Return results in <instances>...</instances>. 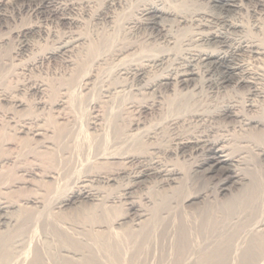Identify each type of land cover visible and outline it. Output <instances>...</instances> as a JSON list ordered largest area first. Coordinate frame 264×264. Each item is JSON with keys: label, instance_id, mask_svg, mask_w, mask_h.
Listing matches in <instances>:
<instances>
[{"label": "rangeland", "instance_id": "rangeland-1", "mask_svg": "<svg viewBox=\"0 0 264 264\" xmlns=\"http://www.w3.org/2000/svg\"><path fill=\"white\" fill-rule=\"evenodd\" d=\"M71 1L72 0H16L6 5H2V4L0 5V58H1L0 73L2 77L3 74L6 73L4 74L5 77L2 78L0 76L1 77L0 79H2L0 81H3V79L6 78V80L3 81L4 84L0 82V84L2 85L0 86L3 89L5 86L6 88L5 92H8L6 93V95L16 98H21L23 101L27 103L28 106L31 105L29 108L27 107L28 110H26L27 108L24 110H14L10 104L2 103L0 104V116H4L3 118L5 120H9V119L13 120L15 124H19V123L24 124L29 122L30 125L33 124L28 120L31 118V116H29L30 111L32 113V118L38 115L37 117L47 116L46 119H48V115H49L50 117L49 120H51L53 116L54 117H56L57 115L59 116L60 113L61 116L67 115L69 120H72L73 114L76 115V113H73L74 110L69 108V103L66 107L67 110H65V108L64 109L59 108L58 110V108L56 109L54 107H51L50 104H48L54 101V98L49 95L48 91L45 92L37 91V93H35L36 91H33L32 88L38 86L41 82H45L46 80L44 79H47L48 80L46 82L47 84L48 82L52 83V81L53 83L56 82V84H54V87L56 88V90L59 89L58 93H62L63 90L64 91L65 89L68 90L71 87L74 89L78 88L79 90L81 83L84 81V77H86L85 75L94 73L93 77L91 78L90 84L88 86L89 87L88 90L80 92L82 93L80 96L81 100H83L82 104L87 106V113H89L92 116L98 115L99 118L96 123L100 125L96 126L94 129L93 128L88 129V131L91 132L90 135L94 133L98 134L102 132L106 124L105 121H108V119L109 120L112 119V115L108 114V108L117 105L118 107L116 108L115 117L116 116L118 117L116 122L118 123V125L120 124L117 128L121 129V131L124 130L123 132L125 133H129L132 136H137L138 138L142 139V140L140 139L142 141L141 144L135 145L136 149L141 150L140 153L142 155L140 154L139 157L136 158H129V160L122 159L121 161H117L114 163L97 164L99 165L98 167L95 165V167H97V169L95 168V170L102 173L101 174L102 179L99 178V180L97 179V181L95 180V182L94 181L91 182L90 184L92 188L90 189L92 191L96 188H97L96 190H100V191L103 190L102 192L104 195H106L107 197L110 196L109 203L112 206L111 209L116 207L115 209L117 210L121 207L120 210L121 212L124 213L126 212L125 211L126 209L124 207H126V205L131 202L134 204V206L136 205L138 206L135 207L136 209L146 210V212H148V216L150 217H148L149 220L147 219L144 222L145 226L141 232L139 231L140 232L139 234L138 232L136 233L130 232L127 228L119 229L116 230V232L118 233L121 232L120 234H118L119 236L114 233L108 234V236L110 237L107 236L109 239H106L105 244H101L99 241H96L97 239L94 233L92 232L89 235H88L89 232L88 233L78 232L80 231V226L81 227H83V225L87 226V224L90 223L89 220H91L92 218H89V215L87 216V214H90L89 211L93 210V208L95 207L93 205V202L86 199H79L73 205L65 207V209L63 208L59 212L55 211L54 216L55 213L56 216L58 215L59 216L58 217L55 216V218H50L51 220L50 219L48 220V218H46L47 219L46 222H43L45 221V219L44 220L42 218L39 219L38 217L37 219L36 217L35 218L33 217V219L32 217L26 218L25 220L22 219L23 224L21 226L23 228L21 227V231H23L24 229L25 231L23 232L25 233L22 232L21 234L26 235L25 237L27 238L26 240L29 239L32 244V245L30 244L31 245L30 248L25 251L27 255V256L24 255V260L26 261V264H30V262H32V259H34L35 257L40 258L43 264H57L56 262L46 258L44 253L45 248L42 242L50 245L49 246L50 252L51 251L56 252L58 249L62 247H67L70 250H77L83 253L85 252L84 254L89 257L92 255L91 258L93 262L91 261L88 262L93 264H194L193 262L195 260H196L195 264H212V262L211 263L207 262L208 261L207 256L215 249L226 250L225 259H224L225 264H243L241 260L243 259V252L245 251L244 250L245 247L243 248V244L241 243L243 240L242 235L245 232V231L242 232L243 224L242 222H240L239 224H231L233 220L237 221V219L239 220V218H242L243 214L242 213L237 214L238 213L237 212L236 215L238 216L234 214L232 215L233 217L224 216V215L228 214L227 209L231 207L230 203L228 202L231 195L233 194L238 195L243 193V191L248 192L249 189L247 188V186H245V189L244 187L241 188L238 187L239 189L231 188L232 190V191L230 190L231 193H227L226 195L218 194L216 193L218 190L217 185L220 184L221 180H223L225 176L221 174L219 171L217 173L207 175L204 173L205 166L198 168V165L207 156L203 145V139L208 140L209 138V140H211L212 138L214 139L218 137L224 140L227 139L226 144L231 148V153H233V155L239 153V156H242L245 154L244 159L246 160L244 161L249 163L250 167L246 170L245 169L246 166L242 165L244 167L243 168L242 166L240 167V165L237 164L233 168L236 172L240 171L239 172L240 174H246V177H248L251 173H253L255 169H258L259 167L258 165L260 163L262 164V162L259 163L256 161V157L253 151H256V149L258 148H261L260 146H263L264 148V142L262 143L258 137L252 134H251L252 136L250 134L247 135L249 137L251 136L250 138L249 137L247 138L246 134H244L243 136L241 133L242 132L241 128H244L243 121L245 118L249 117L255 119V118L263 117L264 100H262V98L250 94L251 90L253 89L252 85L250 84L238 85V86L236 84L234 85L233 83L224 86L219 85L217 82L219 80L218 79L219 72H217L216 70H212L210 71V73H208L207 69H209V65L205 64L204 62H200L198 59L196 61V56L194 55V53L195 52L197 54L203 52L211 53V54L218 53L221 56L225 55L229 57V59L232 57L231 59L235 62L238 63L240 62L239 63L240 65L243 66L245 64L244 65L245 67L247 68L249 67L250 70L255 69V71H258L259 73L263 71L262 72L263 74L264 73L263 57L254 55L253 53L249 52L246 48L236 51L237 53H232L233 52L232 45L235 46V44L238 41L239 42L249 41L250 43H254L259 46L261 44L262 47H264L263 44L264 43V0H242V1L238 0V5H240V9L234 14L233 13L227 14L226 12H222L218 7H215L210 0H152L153 2L151 0H149L150 2L148 0H146L147 2L145 0L144 1L133 0L135 1V3L131 0L129 1L124 0V3H126L125 1H127L129 6L128 4H125L120 9H118L119 7L118 8L116 7L117 9L114 8L110 10L108 9V4L111 2L110 0H88L89 2H87V0H80V1L78 0L82 5H78L79 2L77 1H74L72 3ZM130 1L131 3H133L131 6H130L131 4ZM150 3H154V5H156L157 7L160 8L162 7L165 10L166 9L173 11L175 10L174 12L180 13L178 15L184 16L185 14L186 21H180L182 19L177 18L178 22L177 20L168 22V20L166 19H163V21L160 19H156V20L154 19L156 21L155 22L151 16L149 15L145 16V14L142 11L144 7L145 8L148 7ZM134 4L137 7L133 6ZM132 8L134 11L132 10ZM105 9L107 10V13ZM131 12L134 13V15ZM109 15L111 16L109 17ZM226 15H228V19L238 22L240 24V27H238V29L236 30H232L224 26L222 20H224V18L227 19ZM125 16L127 18H125ZM114 18L116 19L113 20ZM110 20L112 21L110 22ZM120 22L121 23L124 22V23L121 24ZM158 25H164V26L167 25L165 26V28L168 29L167 33L168 35L170 34L172 38L170 39V41H166V39L164 38V33L158 31L159 28L157 27ZM120 27H122L124 30L120 29ZM87 29L90 32L92 31V33H96V32L100 33L102 31H105V35L114 34L116 29L119 32L118 40L120 42L116 41L114 43L115 45H113L114 47L112 46L110 51L106 50L107 54L106 52H104V55L108 56L105 61L106 63L100 61L99 64H94L95 59L98 56L95 55L96 57L95 56L91 57L89 55L83 54V52L82 51L80 52V50L78 52L77 50L80 48L74 51L58 52L61 46H63L67 41L69 42V40L70 41L72 40L73 38L72 36H74L76 33H80V32L84 33V31ZM109 31H113V32L108 33ZM208 32L209 33L215 32L222 37H226L227 38L226 40L229 41L222 44L221 40L223 38L222 39L220 38L221 40H206V41L200 39L201 35L202 36L206 35L208 34ZM120 35L122 36L121 39H120ZM127 42H129V44H127ZM62 43L64 44L62 45ZM119 43L121 45L123 44L121 46L122 48L120 47ZM25 44L27 46L20 50V47ZM128 45L135 46V48L133 49L134 51H131L132 53L129 54V56L125 55L124 57L123 56L118 57L117 56L118 53L115 52H118L119 50L123 49L126 46L128 47ZM114 48L118 50H114ZM45 50L46 52L54 51L55 54L52 55L51 57L49 55H45L44 56L45 58L39 59L41 58V55H44V53H46ZM108 52L110 54H108ZM112 53L115 54V56ZM159 55H167V59H165V61L163 62H156L149 64V67L148 66H147L148 68L145 67V71H143L145 75L143 73H141L142 75L136 74L135 69L140 65V63L143 64V61L145 59ZM129 57L132 58L134 61L131 60ZM76 59L79 60L81 59V61L78 60L79 62L78 63ZM87 61L89 62L87 63ZM108 62L111 66H109ZM89 63H92V65L91 64L88 65ZM104 63L108 65H105ZM189 63L191 65L192 64L194 65L191 66ZM111 67L113 70L110 69ZM187 67L195 69L194 80L187 87L183 86L181 88L177 86L178 89H175V91L176 90L179 91L178 93L179 94L181 93L180 95L191 97L193 99L192 100L190 98L192 100L191 102L194 105L192 104L191 106L193 107L192 109L190 107L187 110L186 108L185 110L184 109L179 110L177 111V113L175 111L176 113L175 115L174 112H172L174 113L172 114L170 113L171 111L166 110L167 109L166 105L169 97H172V95L174 96V93L176 96L177 91L175 92L173 90L174 88L172 85L166 86L161 84L160 80L164 76H172V77L177 76L178 73H181L183 69L185 70ZM83 68H84V72H83ZM118 70H120L121 72ZM90 71L93 73H91ZM8 73L9 75H7ZM68 75L69 76L71 75L70 76L71 78ZM60 77L64 78V80L61 79ZM74 77L76 79L78 78L77 79L78 81ZM69 79L72 83L68 82ZM6 81L7 84H5ZM60 81L61 83L62 82L63 83L62 84L59 83ZM64 82L66 83L68 82L67 85L69 84V86H67L66 83ZM262 82L264 83V81ZM63 84L64 86H62ZM119 84L120 85L125 84L121 88L122 89L124 88L123 91L126 92L123 98L118 99V102L120 103L116 104V101L113 100L115 96L113 97L114 93H112V91L114 92V87H118ZM1 87H0V95L3 93ZM60 87L61 88L64 87V89L62 88L63 90H61ZM110 88H112V90H108ZM60 90L61 92H59ZM105 92L106 93L108 92L107 96H105L106 94ZM85 95H88L89 97L88 96L85 97ZM109 95H111L113 98ZM56 97H58V94ZM107 97H108L107 100L108 102L106 104L105 99H107ZM92 99H94L93 102L95 103L93 105L95 106V108H92L93 110L91 109L93 103ZM98 99H100V103L98 102L99 101ZM109 101L110 103L112 102L115 103L109 104ZM153 102L154 105L156 104L155 106H151ZM160 102H161V106L160 104L158 106L157 103ZM250 103L254 105L253 107H251L252 109L248 108L247 106ZM100 104L102 107L100 106ZM141 106H145V107L148 106L149 108L146 107L147 109L143 110ZM226 108L227 109L229 108L230 111L232 110L231 114L227 113L228 110H225ZM63 110L65 112H63ZM90 110L92 111L91 113ZM180 111L183 112L184 114L181 113ZM119 112L120 115L122 114L121 115L122 118L119 116ZM87 113H84V116L81 117L82 129L85 132L87 129L86 127L87 123L90 121L89 120L90 115H88L89 118L86 117ZM91 120L93 119L91 118ZM58 128L62 129V130L60 129V131L66 130V128L62 126H58ZM71 130H70L71 132L66 130L65 131L66 134H65L64 132L58 133L57 132L58 129L56 128L55 130L56 133L54 132L55 135L52 136L54 139L56 137V139L54 140L53 138H51V141L52 140L54 141L52 147L54 150L48 151L47 154L46 152H42L43 154L40 152L42 158L39 156L38 153L35 155L32 154L34 157L28 154L27 156L25 155L22 156L19 159V161H17L15 164H12L11 161H8L5 166L6 167L8 166V169H10L14 173V175H18L19 181L21 180V177L19 176L20 172L19 171L17 172L16 170L21 165L30 166L33 163H38L40 161L39 164L42 163L41 166L43 167V169L45 168L53 169L56 166L55 167V169H57L56 171L63 174V171L64 173L68 172V168L66 165L69 158H74L72 159L74 160L72 167L75 166L74 168H76L77 164L79 163H77V161L75 160L78 158L75 155L76 154L78 155L81 149L78 148V146H80V142L78 140V137L76 136L77 129H71ZM57 133L59 135L60 134L62 135V136L60 135L62 140L61 138H59V140L57 141L58 137H60ZM119 137H120L119 135L118 137H116L119 145L121 146L125 145L124 142L127 143V141L124 140V142L122 141L120 144ZM116 139L113 140L114 142H111L113 145L114 144L116 145L115 143L117 141ZM181 139H186V140L189 139L190 141L193 142L199 140L201 142L199 143V145L193 143L192 145L194 146L190 145L189 146L190 148L187 147L183 151H178L176 144ZM59 142L60 145H57ZM245 142L247 144H244ZM26 143L31 146V144L27 141H25L23 144ZM74 143H77L78 146ZM29 145L28 146L22 145L24 151L33 150L32 146L29 147ZM60 146H62L61 149H59ZM63 146L67 148V150L70 149L68 151L69 153L66 151V149H64ZM244 146H248V147H244ZM57 147L59 150L57 149ZM71 148H73V153H72L73 155L70 152L72 151ZM7 151H5V153H8ZM64 152H66L65 154L68 153V156L69 155L70 156L69 157L67 155L65 156V154H63ZM0 155H4V152L2 153L0 151ZM36 155L39 156L42 160H40V158H38ZM55 159L59 161H56ZM79 159H81V156L77 160ZM44 161H47V163H45ZM75 161L77 164L74 163ZM61 162H63V164ZM43 163H45L47 167ZM55 163L56 165L54 166ZM48 165L50 168L48 167ZM52 165L54 166L53 168ZM167 168L178 169L181 173L183 172L182 173L183 176L186 175L185 176L186 186L185 187L183 186L184 188H182V190L177 193L178 195L176 193H175L176 195L173 194L174 195L173 203L175 205L173 203L171 204L169 203L168 195L170 194L169 192L170 190L166 187V185H164L163 179L162 177H160L158 173L159 171L163 172ZM260 172H262L264 175V169H260ZM140 173H146V176L142 179V181L134 183V181H136L134 177ZM66 175L67 173L64 176ZM110 175L113 176L115 181L111 184L104 183L105 177ZM260 178L263 181L262 179L263 177H259L258 180H260ZM35 180L36 179L32 180L33 184L39 182L38 180H36L37 182ZM260 181L257 182L258 190L255 189L251 191L255 193V195L256 194L257 196L259 195L258 197L259 200H263L264 183ZM1 182L2 180H0V192L2 191L1 187L3 186L2 185L3 182L2 184ZM43 184L45 183L40 184L39 182V184L27 185V186L20 185L19 188L17 187L16 189L12 190L5 196L8 199L11 198L12 199V200L10 199L11 201L14 200L21 201L22 199L28 196L30 197V196H34L35 194L37 195L40 194V196L43 197L44 199L43 201H47L52 197L51 195L56 194L57 188L55 187V184L52 183H48L47 185L45 184V186ZM131 184H133L132 186L133 188H131L130 191H126V188ZM53 185L54 187H52ZM47 188L50 190H48ZM200 191L203 192V194H205V198L202 199L203 202L200 200L199 203L197 202L191 205H183V204L179 205L181 204L183 195L186 196L190 194H195ZM155 192L159 193V195L158 194L156 195ZM166 192L168 195L166 194ZM152 193L154 196L152 195ZM160 195L163 196L161 197ZM165 197H167V199ZM157 201L158 203L160 201L162 202H160L161 204L160 203L155 204L157 203ZM176 201L178 206L176 205ZM79 206L82 207L83 212L80 211ZM92 206L94 207L91 208ZM139 212L140 211L137 212L132 210L129 213L128 211V214L130 215V216L128 215L129 222L124 227L129 228L130 226L129 224L136 222L137 221L136 217ZM36 221L39 222L37 223ZM92 221H94V219H92ZM29 222H31L32 224ZM47 223L48 224L50 223L51 225L56 224V227L55 225L51 226L48 225ZM63 223L64 224L72 223V224L70 225L67 224V227H65L66 224L64 226ZM30 224L35 225L36 228L39 229L36 230V228L31 226ZM60 224L63 225L60 226ZM26 225H29L27 226L28 227L27 233H26L27 229L25 227ZM71 225L73 226L74 229L72 228ZM40 226L43 229H41ZM45 226H49V227L45 228ZM58 226H60L61 229ZM232 226L235 227L233 228ZM53 227H55L56 229H53ZM33 228L35 229V231L32 230ZM49 229L53 231H49ZM35 232L37 234L33 235ZM81 234L82 235L84 234V236H82ZM37 239L38 241L40 239V241L38 242ZM35 240L39 244H36ZM58 240H60L61 242H59ZM109 241L112 243H110ZM258 250L255 254H257L258 257L261 256L264 257L263 256L264 247L262 249L259 248ZM257 255L252 256V258L254 257V259L253 261H250L249 264H257V263L264 264L263 262L264 258L262 259V257L261 258L257 257L258 259H256ZM93 258H95V260ZM24 260L21 257L17 263L25 264V262H23ZM201 261H203V263ZM88 262L86 261V264Z\"/></svg>", "mask_w": 264, "mask_h": 264}, {"label": "bare ground", "instance_id": "bare-ground-1", "mask_svg": "<svg viewBox=\"0 0 264 264\" xmlns=\"http://www.w3.org/2000/svg\"><path fill=\"white\" fill-rule=\"evenodd\" d=\"M13 1H16V0H0V5H6V4H9ZM74 1H77L79 2L78 0H72V2ZM111 2L108 4V9H114V8H122L125 4H128L127 1H125L126 3H124V0H110ZM133 1V0H131ZM130 1V3H131ZM144 1V0H143ZM146 1V0H145ZM149 1V0H148ZM152 1V0H151ZM215 7H218L222 12H226L227 14H230V13H236L237 11H239L240 9V5H238V0H210ZM242 1V0H241ZM239 1V2H241ZM87 2H89L87 0ZM97 2V1H96ZM135 3V1H133ZM147 2V1H146ZM150 2V1H149ZM153 2V1H152ZM164 2V1H163ZM82 3V2H81ZM91 3V2H90ZM76 4V3H75ZM133 3L130 4V6L132 5ZM143 4V3H142ZM78 5H82L79 4ZM97 5V3H96ZM100 5V4H99ZM102 5V4H101ZM141 5V4H139ZM147 5V4H146ZM164 5V4H162ZM30 6V5H29ZM129 6V4H128ZM133 6H136L135 4ZM166 6V5H164ZM84 7V6H83ZM106 7V6H105ZM127 7V5H126ZM137 7V6H136ZM170 7V6H169ZM214 7V8H215ZM116 8V9H117ZM125 8V7H124ZM142 8V6H141ZM130 9V8H129ZM139 9V7H138ZM171 9V8H170ZM133 10V8H132ZM92 11V10H91ZM106 13H107V10L105 9ZM134 11V10H133ZM139 11V10H138ZM137 11V12H138ZM143 13L145 14V16H151L153 18V20L155 19H160L163 21V19H166L169 21H173V20H177V18H180L182 20L180 21H186V15L184 14V16L182 15H178L180 13L178 12H174L173 10H169V9H163L162 7H157L156 5H154V3H150L148 5V7H144V9L142 10ZM141 11V12H142ZM121 12V10H120ZM128 12V11H127ZM126 12V13H127ZM140 12V13H141ZM82 13V12H81ZM104 13V12H103ZM111 13V12H110ZM132 13V12H131ZM95 14V13H94ZM134 15V13H132ZM143 14V15H144ZM125 15V14H123ZM122 15V16H123ZM132 15V16H133ZM232 15V14H231ZM93 16V15H92ZM111 15H109L110 17ZM128 16V15H127ZM144 16V17H145ZM227 16V19L224 18V20H222L224 26H226L228 29H232V30H236L238 29V27H240V24L238 22H235V21H232L230 19H228V15ZM13 17V16H12ZM113 17H114V14H113ZM149 17V18H151ZM65 18V17H64ZM71 18V17H70ZM89 18V17H88ZM125 18H127L125 16ZM230 18V16H229ZM87 19V18H86ZM111 19V18H110ZM116 18H114L113 20H115ZM118 19V18H117ZM197 19V18H196ZM195 19V20H196ZM15 20V19H14ZM68 20V19H67ZM121 20V19H120ZM154 20V21H155ZM208 20V19H207ZM60 21V20H59ZM63 21V20H62ZM80 21V20H79ZM112 20H110L111 22ZM142 21V20H141ZM66 22V21H65ZM70 22V21H69ZM73 22V21H72ZM71 22V23H72ZM77 22V21H75ZM86 22V21H85ZM93 22V21H92ZM114 22V21H113ZM119 22V21H118ZM135 22V21H133ZM156 22V21H155ZM158 22V21H157ZM178 22V20H177ZM221 22V23H222ZM17 23V22H16ZM121 23V22H120ZM124 23V22H122ZM121 23V24H122ZM130 23V22H129ZM85 24V23H83ZM87 24V23H86ZM112 24V23H111ZM115 24V23H114ZM9 25V24H8ZM23 25V24H22ZM89 25V24H88ZM150 25V24H149ZM152 25V24H151ZM87 26V25H86ZM124 26V25H123ZM122 26V27H123ZM155 26V24H154ZM167 26V25H165ZM164 25H158L157 27L158 28V31L159 32H163L164 33V38L166 39V41H170L171 36L170 34L168 35L167 31L168 29L165 28ZM170 26V25H169ZM14 27V26H13ZM20 27V26H19ZM85 27V26H84ZM122 27H120V29H123ZM223 27V26H222ZM17 28V27H16ZM21 28V27H20ZM88 28V27H87ZM111 28V27H110ZM86 29V28H84ZM83 29V30H84ZM113 29V28H112ZM88 30V29H87ZM85 30L84 33L80 32V33H76L74 36H72V40L69 42L67 41L65 44L62 43L63 46L60 47V50H58V52L60 51H74V50H77L79 52L82 51L83 54H86V55H89V56H95L97 55L98 57L95 59V62L94 64H99L100 61H103L105 62L106 61V58L108 56L104 55V52H106L107 54V51L106 50H109L111 49V47L113 45H115L114 43L116 41H119L118 40V36H119V32L117 31V29L115 30L114 34H110V35H105V31H102L100 33H92V31L90 32L89 30L87 31ZM124 30V29H123ZM227 30V29H226ZM6 31V30H5ZM44 31V30H43ZM127 31V30H126ZM155 31V30H154ZM74 32V31H73ZM110 32H113V31H109L108 33ZM123 32V31H122ZM206 32V31H205ZM8 33V32H7ZM39 33V32H38ZM170 33V32H169ZM201 33V32H200ZM122 35V34H121ZM120 35V39H121V36ZM198 35V34H197ZM125 36V35H124ZM238 37V36H237ZM222 40H221V39ZM200 39H203V40H221L222 44L223 43H226L227 41L229 40H226L227 38L226 37H222L220 36L219 34L217 33H209L206 34V35H201ZM120 42V41H119ZM123 42V41H122ZM218 42V41H217ZM220 42V41H219ZM253 42V41H252ZM174 43V42H173ZM263 43V42H262ZM120 44V43H119ZM127 44H129V42H127ZM264 44V43H263ZM123 45V44H122ZM120 44V47L122 46ZM126 45V44H125ZM134 45V44H133ZM136 45V44H135ZM229 45V43H228ZM27 45H23L20 47V50L25 48ZM201 46V45H200ZM114 47V46H113ZM119 47V46H118ZM137 47V46H136ZM122 48V47H121ZM119 48V49H121ZM135 48V46H129L128 47H124L123 49L119 50L118 52H115V53H118V57L120 56H125V55H128L131 54L132 52L131 51H134L133 49ZM138 48V47H137ZM144 48V47H142ZM203 48V47H202ZM208 48V47H207ZM232 48H233V52L232 53H237L236 51L238 50H241V49H244L246 48L249 52L253 53L254 55L256 56H261L264 58V47H262V45L260 44L257 45V44H254V43H250L249 41L248 42H237L234 45H232ZM231 48V49H232ZM113 49V48H112ZM229 49V48H228ZM57 50V49H56ZM114 50H118V49H115ZM139 50V49H137ZM136 50V51H137ZM143 50V49H142ZM202 50V49H201ZM200 50V51H201ZM215 50V49H214ZM76 51V52H77ZM192 51V50H191ZM246 51V50H244ZM46 52V50H45ZM77 52V53H78ZM113 52V51H112ZM164 52V50H163ZM186 52V51H185ZM217 52V51H216ZM67 53V52H66ZM133 53H136V52H133ZM153 53V52H152ZM160 53V52H159ZM54 51L53 52H46L44 53V55H41V58L39 59H42V58H45L44 56L45 55H49L50 57L52 55H54ZM82 54V56H83ZM108 54H110L108 52ZM113 54V53H112ZM20 55V54H19ZM115 56V54H113ZM138 55V54H137ZM168 55V53H167ZM167 55H159V56H155V57H149L147 59H145L143 61V64L140 63V65L138 67H136V74L139 75L141 73H143V71H145V67H149V64L151 63H156V62H163L165 61V59H167ZM194 55L196 56V61L197 59L200 61V62H204L205 64H208L209 65V69H207V72L210 73V71L212 70H216L217 72H219V80L217 81L219 85H227V84H236L237 86L238 85H246V84H250L252 85V90H251V95H254L256 97H259V98H262V100H264V83L262 81H264V73L262 74L259 73L258 71H255L254 70H250L249 67H244L242 65H240L238 62H235L233 61L231 58V60L229 59V57L225 56V55H219L218 53L217 54H211V53H206V52H203V53H194ZM236 55V54H235ZM48 56V57H49ZM112 56V55H111ZM113 56V57H114ZM131 56V55H130ZM180 56V55H179ZM194 56V57H195ZM77 57H78V54H77ZM86 57V56H84ZM88 57V56H87ZM96 57V56H95ZM140 57V56H139ZM169 57V56H168ZM191 57V56H190ZM239 57V56H238ZM81 58V56H80ZM130 58V57H129ZM128 58V59H129ZM136 58V57H135ZM177 58V57H176ZM1 59V58H0ZM90 59V58H89ZM92 59V58H91ZM109 59V58H108ZM107 59V61H108ZM131 60H133L132 58H130ZM188 59V58H187ZM262 59V58H261ZM52 60V59H51ZM77 62L79 59H76ZM127 60V58H126ZM194 60V59H193ZM1 61V60H0ZM81 61V59L79 60ZM93 61V60H92ZM124 61V60H123ZM122 61V62H123ZM134 61V60H133ZM76 62V64H77ZM89 61H87L88 63ZM129 62V61H128ZM137 62V61H136ZM194 62V61H193ZM13 63V62H12ZM79 63V62H78ZM106 63V62H105ZM104 63V64H105ZM126 63V62H124ZM138 63V62H137ZM2 64V62H1ZM92 65V63H89L88 65ZM102 64V62H101ZM109 64V62H108ZM108 64H105V65H108ZM190 64V63H189ZM253 64V63H252ZM19 65V64H18ZM17 65V66H18ZM83 65V64H81ZM122 65V64H120ZM128 65V64H127ZM191 65V64H190ZM189 65V66H190ZM194 65V64H192ZM191 65V66H192ZM249 65V64H247ZM255 65V64H254ZM33 66V65H32ZM109 66H111L109 64ZM161 66V65H160ZM159 66V67H160ZM202 66V65H201ZM89 67V66H87ZM93 67V66H92ZM103 67V66H102ZM107 67V66H106ZM147 67V68H148ZM199 67V66H198ZM124 68H125V65H124ZM135 68V67H134ZM146 68V69H147ZM185 68V67H184ZM89 69V68H88ZM92 69V68H91ZM90 69V70H91ZM112 69V67L110 68ZM115 69V68H114ZM119 69V68H118ZM122 69V68H121ZM128 69V68H127ZM171 69V68H170ZM113 70V69H112ZM166 70V69H165ZM260 70V69H259ZM116 71V70H115ZM120 71V70H118ZM132 71V70H131ZM182 71V70H181ZM195 69L194 68H186L185 70L183 69V71L181 73H178L177 76H164L161 78L160 80V83L163 84V85H172L173 86V90L175 91V89H178V87H183V86H189L190 83L194 80V75H195ZM4 72V71H3ZM83 72H84V68H83ZM91 72V71H90ZM95 72V71H94ZM103 72V71H102ZM121 72V71H120ZM198 72V71H197ZM77 73V72H76ZM75 73V74H76ZM93 73V72H91ZM104 73V72H103ZM128 73V72H127ZM6 74V73H4ZM3 74V77H5ZM71 74V73H70ZM74 74V75H75ZM86 74V73H84ZM94 74V73H93ZM93 74H88V75H85L86 77H84V81L81 83V86L79 87V90L78 88H70L68 90L65 89V91L63 90L64 87H60L61 90H63L62 93H58V90H56V88L54 87V84L52 79H55V78H52L51 81L52 83L48 82V84L46 83L48 80L47 79H44L46 80L45 82H41L38 86H35L32 88L33 91H36L35 93H37V91H41V92H45V91H48L49 95L52 96L54 98V101L52 103H48L50 104L51 107H54V108H62L65 110L68 103H69V108L73 109L72 112L73 113H76V115H74L73 113V119L72 120H69L68 116H64V115H60L59 113V116L57 115L56 117L53 116V118L50 119L49 115H48V119H46V117H43V116H39L37 117H33L32 118V113L30 111V115L28 113L29 116H31L30 119H28L31 123H33L32 125H30L29 122L27 123H24V124H15V122L11 119L9 120H5L3 117L4 116H0V151L3 153L4 152V155H0V180H2L1 184L3 185L1 187L2 191L0 192V264H18V260L22 257L23 260H24V255H26L25 251L28 250L30 248V246L32 245L30 240H26L27 238L26 235L24 234H21L23 231H25L23 229V231H21V225L23 224V220H25L26 218H31L33 219V217L37 219V217L39 219H45V221L43 222H46V218H48V220L50 218H55L56 216V213H55V216H54V212L55 211H61L63 208L65 209V207H68L70 205H73L76 201H78L79 199H86V200H89L91 202H93V205L95 206H92L91 208H93V210H90L89 213L90 214H87V216L89 215V218H92L94 219V221L89 220V224H87V226L83 225V227L80 226V231H78L79 233L81 232H86L88 233V235L92 232L94 233L95 237H96V241H99L101 244H105V241L106 239H109L108 237V234L110 233H114V234H120L118 232H116V230H119V229H123V228H127L130 232H133V233H136L138 232V234L143 230L144 228V222L148 219V212H146V210L144 209H141V210H138L136 209L135 207L137 206H134L133 203H128L126 205V207H124L126 210V212H121L120 208L119 209H115V208H112V209H115V210H112L111 209V205L109 203V197H107L106 195L103 194V188L101 189L102 191L100 190H96V191H92L90 188L91 187V182H95V180L97 181V179L99 180L102 179L101 177V174L99 171H96L95 168L97 169V167L99 165L97 164H104V163H114V162H117V161H121L122 159H128L129 158H136V157H139V155L141 154V150L140 149H136L135 148V145L137 144H141L142 143V139L141 138H138L137 136H132L130 135L129 133H125L123 131H121V129H118L117 127L120 125H118V123L116 122L117 121V116L115 117V112H116V108L118 107L116 104L120 103L118 102V99L120 98H123L125 96V92L126 91H123V89L121 87H123V85H118V87H114V92L112 91L113 94V97L115 96V98L113 100L116 101V106L114 107H109L108 108V114H111L112 115V119L109 120L108 118V121H105L106 124H105V127L104 129L102 130V132L96 134H91V132L88 131V129L90 128H95L96 126H99L97 122V120L99 119L98 118V115H90L89 113H87V106L82 104L83 100H81V94L80 92H83L85 90H88V86L90 84V81H91V78L93 77ZM144 74V73H143ZM9 75V73L7 74ZM6 75V77H7ZM77 75V74H76ZM110 75V74H109ZM112 75V74H111ZM128 75V74H127ZM142 75V74H141ZM145 75V74H144ZM175 75V74H174ZM0 76L2 77L1 73H0ZM69 76V75H68ZM71 76V75H70ZM69 76V77H70ZM100 76V75H99ZM207 76V75H206ZM0 77V78H1ZM2 77V78H3ZM53 77V76H52ZM106 77V76H105ZM133 77V76H132ZM212 77V76H211ZM217 77V76H216ZM9 78V77H8ZM61 78V77H60ZM67 78V77H66ZM71 78V77H70ZM75 78V77H74ZM210 78V77H209ZM64 80V78H61ZM76 79V78H75ZM74 79V80H75ZM78 79V78H77ZM76 79V80H77ZM146 79V78H145ZM2 80V79H0ZM5 79H3V81H5ZM11 80V79H10ZM41 80V79H40ZM72 80V79H71ZM75 80V81H76ZM209 80V79H208ZM3 81H0L3 83ZM50 81V80H49ZM73 81V80H72ZM78 81V80H77ZM82 81V80H81ZM96 81V80H95ZM58 82V80H57ZM68 82H71L70 79ZM67 82V83H68ZM74 82V81H73ZM158 82V81H157ZM9 83V82H8ZM61 83V81L59 82ZM63 83V82H62ZM61 83V84H62ZM66 83V82H64ZM66 83V85H67ZM72 83V82H71ZM77 83V82H76ZM74 83V84H76ZM92 83V82H91ZM145 83V82H144ZM7 84V81L6 83ZM80 84V83H79ZM158 84V83H157ZM1 85V84H0ZM59 85V84H58ZM65 85V86H66ZM78 85V84H76ZM155 85V84H154ZM2 86V85H1ZM0 86V87H1ZM64 86V84L62 85ZM69 86V84L67 85ZM73 86V84H72ZM75 86V85H74ZM142 86V85H141ZM165 86V87H166ZM178 86V87H177ZM263 86V87H262ZM17 87V86H16ZM57 87V86H56ZM59 87V86H58ZM139 87V86H138ZM177 87V88H175ZM10 88V87H9ZM118 88V89H116ZM245 88V87H244ZM2 89V94L0 95V104L2 103H7V104H10L12 106V108L14 110H24L26 109L27 107L29 108L30 106L27 105V103L25 101H23L21 98H16V97H12V96H9V95H6V93L8 92H5L6 88L4 86V89L1 87ZM13 89V87H12ZM15 89V88H14ZM92 89V88H91ZM116 89V90H115ZM154 89V88H153ZM171 89V88H170ZM25 90V89H24ZM61 90L59 92H61ZM108 90H112V88L108 89ZM131 90V89H130ZM68 93H67V92ZM92 91V90H91ZM177 91V90H176ZM175 91V92H176ZM5 92V93H4ZM109 92V91H108ZM107 92V93H108ZM179 91L176 92V96H175V93H174V96L172 95V97H169V99L167 100V111H171L170 113L176 111H179V110H186L188 108H190L192 106V98L189 97V96H184V95H180L178 93ZM185 92V91H184ZM106 93V92H105ZM104 93V94H105ZM107 93L105 94V96H107ZM111 93V94H112ZM129 93V92H128ZM132 93V92H131ZM58 94V97H56ZM87 94V93H86ZM110 94V93H109ZM127 94V93H126ZM130 94V93H129ZM168 94V93H167ZM179 94V95H178ZM183 94V93H182ZM185 94V93H184ZM162 95V94H161ZM32 96V95H31ZM88 96V95H85V97ZM111 96V95H109ZM108 96V97H109ZM130 96V95H129ZM84 97V96H83ZM84 97V98H85ZM89 97V96H88ZM103 97V96H102ZM108 97L107 99H105L106 101V104H107V100H108ZM112 97V96H111ZM110 97V98H111ZM112 97V98H113ZM51 98V97H50ZM101 98V97H100ZM192 100H191V99ZM45 99V98H44ZM87 99V98H86ZM103 99V98H102ZM101 99V101H102ZM88 100V99H87ZM94 99H92V102H93ZM99 103H100V99H98ZM110 100V99H109ZM165 100V101H166ZM257 100V99H256ZM85 101V99H84ZM45 102V101H43ZM88 102V101H86ZM97 102V101H96ZM123 102V101H122ZM163 102V101H162ZM40 103V102H39ZM42 103V102H41ZM104 103V101H103ZM112 103H115V102H112ZM110 103L109 101V104H112ZM166 103V102H165ZM259 103V102H258ZM95 103L93 102L92 103V106H91V109L92 108H95V106H93ZM158 106L160 104L161 106V102L160 103H157ZM235 104V103H234ZM39 105V104H38ZM41 105V104H40ZM44 105V104H43ZM42 105V106H43ZM46 105V104H45ZM91 105V104H90ZM139 105V104H138ZM156 105V104H155ZM154 105V102L152 103L151 106H155ZM194 105V104H193ZM101 106V104H100ZM111 106V105H110ZM128 106V105H127ZM248 108H251L253 107L254 105L253 104H248L247 105ZM44 107V106H43ZM102 107V106H101ZM148 107V106H146ZM145 106H141V108L143 110L147 109ZM234 107V106H233ZM2 108V107H1ZM28 108L26 110H28ZM149 108V107H148ZM193 107H191L192 109ZM6 109V108H5ZM137 109V108H136ZM252 109V108H251ZM25 110V111H26ZM35 110V109H34ZM48 110V109H47ZM53 110V108H52ZM93 110V109H92ZM159 110V109H158ZM225 110H228L227 113H230L231 114V111L229 110V108L225 109ZM263 110V109H262ZM24 111V112H25ZM71 111V110H70ZM69 111V112H70ZM96 111V110H95ZM118 111V109H117ZM135 111V110H134ZM191 111V110H190ZM234 111V110H233ZM241 111V110H240ZM264 111V110H263ZM29 112V111H28ZM34 112V111H33ZM63 112H65L63 110ZM67 112V111H66ZM92 111L90 110V113ZM122 112V111H121ZM181 112V111H180ZM262 112V111H261ZM68 113V112H67ZM84 113H87V118H89L88 115H90V121L87 123V129H86V132L82 129V123H81V117L84 116ZM107 113V112H106ZM118 113V112H117ZM169 113V114H170ZM172 113V114H174ZM175 113V115H176ZM183 113V112H181ZM179 113V114H181ZM25 114V113H24ZM27 114V113H26ZM96 114V113H95ZM101 114V113H100ZM103 114V113H102ZM178 114V115H179ZM184 114V113H183ZM186 114V113H185ZM258 114V113H257ZM263 114V113H262ZM3 115V114H1ZM43 115V114H42ZM70 115V113H69ZM117 115V114H116ZM122 115V114H121ZM120 115V112H119V116L121 117ZM177 115V116H178ZM189 115V114H188ZM260 115V114H259ZM72 116V115H71ZM92 116V117H91ZM100 116V115H99ZM181 116V115H180ZM261 116V115H260ZM27 117V116H26ZM104 117V116H103ZM116 119H115V118ZM119 117V118H120ZM258 117V116H257ZM91 118L93 120H91ZM122 118V117H121ZM120 118V119H121ZM175 118V117H174ZM183 118V117H182ZM230 118V117H229ZM26 119V118H25ZM32 119H33V122H32ZM118 119V120H120ZM187 119V118H186ZM5 120V121H4ZM15 120V119H14ZM103 120V119H102ZM16 121V120H15ZM48 122V123H47ZM119 122V121H118ZM242 122V121H241ZM239 124V123H238ZM58 126H62L64 128H66V130H68L69 132H71L72 130L71 129H77V137H78V140L80 142V146L77 145V143H74L78 146L80 150L78 155L76 154L75 156H77L78 158H80L81 156V159L77 160V164L76 161L74 163L77 164L76 168L72 167L73 165V161L72 159L74 158H69V160L67 161V168H68V172L66 176H64L66 173H64L63 171V174L56 171L57 169H55V165L56 163L54 164V166L52 165V168L54 169H51L48 165V167L50 169H43V167L41 166V164L38 163H33L32 165L30 166H19V168L16 170L17 172L19 171L20 172V177H21V180L19 181V177L18 175H14V173L8 169V166L6 167L5 165L7 164L8 161H11L12 164H15L17 161H19V159L22 157V156H27L28 154L33 156L35 154H39V156L42 158L40 152H46V154L48 153V151H52L54 150L52 147H53V144H54V141L52 143L51 141V138H53L52 136L55 135L54 132L56 133V128L58 129V133H62L65 131H60V129L58 128ZM243 126L244 128H241V133L242 135L244 136V134L247 135H255L256 137H258L261 142L263 143L264 142V115L263 117H260V118H245L244 121H243ZM240 127V126H239ZM137 128V127H136ZM62 130V129H61ZM71 130V131H70ZM80 130V131H79ZM119 130H120V133H119ZM122 132V133H121ZM135 132V131H134ZM57 133V134H58ZM68 133V132H67ZM73 133V132H72ZM89 133V134H88ZM66 134V133H65ZM74 134V133H73ZM59 135V134H58ZM61 135V134H60ZM59 135V136H60ZM71 135V133H70ZM118 135L120 136L119 138V141H120V144L121 142L124 140L127 141L124 142L125 145H119L118 143V140L116 139V137H118ZM134 135V134H133ZM241 135V136H242ZM251 135V136H252ZM62 136V135H61ZM58 137L57 141L59 140ZM73 136V135H72ZM71 136V137H72ZM239 136V135H238ZM250 136V137H251ZM55 137V136H54ZM75 137V136H74ZM73 137V138H74ZM76 137V139H77ZM196 137V136H195ZM211 137V136H210ZM225 137V136H224ZM231 137V136H230ZM249 136H247L248 138ZM249 137V138H250ZM202 138V137H200ZM212 138V137H211ZM255 138V137H254ZM54 139V138H53ZM56 139V137H55ZM54 139V140H55ZM116 139L117 141L115 142L116 145L112 144L111 142H114L113 140ZM123 139V140H122ZM141 139V140H140ZM62 140V138H61ZM74 140V139H73ZM227 140V139H226ZM226 140L222 139V138H212L211 140H205L203 139V145H204V148H205V151H206V158L198 165V168H201V167H204V173L207 174V175H211V174H214V173H217L218 171L223 174L225 177L223 180H221L220 184L217 185L218 186V190L216 193L218 194H224L226 195L227 193H231L230 190L231 188H241V187H244L245 189V186H247V188L249 189L248 192H245L243 191V193L241 194H236V195H231L230 199L228 200V202L230 203V206L229 209H227V215H224V216H230V217H233L232 215H236L239 214V213H242L243 214V217L242 218H239V220L237 219V221H232L231 224H239L240 222H242L243 224V227H242V232L245 231L243 233V240H242V244H243V248H244V252H243V259L242 262L243 264H249L250 261H253L254 257L252 258V256L254 255H257L255 254L257 252V250L260 248L262 249L264 247V199L263 200H259L258 197L259 195L257 196V194L255 195V193H253L251 190H255L257 188V185H258V181L261 180H258L259 177H263V181L262 183H264V175L262 172H260V169H264V148L263 146H260L261 148H258L256 149V151H253V153L255 154V157H256V161L257 162H262V164L258 163L259 167L258 169H255L253 171V173H251L248 177H246V174H240L239 172H236L233 168L238 164L240 165V167L242 165L246 166V170L250 167L249 163H247L246 159L245 158V154L242 155V156H239V153L236 154V155H233V153H231V148L226 144ZM252 140V138H251ZM259 140V141H260ZM25 141L29 142L32 146V151H24L22 145H29V144H23ZM238 141V140H237ZM250 141V140H249ZM201 141H196V142H193V141H190L189 139L186 140V139H181L180 141H178V143L176 144V147H177V150L178 151H183L185 150L187 147L190 148L189 146L192 145L193 143L199 145ZM247 142V141H246ZM244 143V144H247V143ZM256 142V141H255ZM123 143V144H124ZM73 144V145H74ZM79 144V143H78ZM118 144V146H117ZM202 144V143H201ZM243 144V145H244ZM255 144V143H254ZM257 144V143H256ZM57 145H60V142L57 144ZM62 145V144H61ZM158 145V144H157ZM202 145V146H203ZM230 145V144H229ZM262 145V144H260ZM29 145V147H31ZM56 146V145H55ZM76 146V147H77ZM194 146V145H192ZM191 146V147H192ZM201 146V147H202ZM59 147V146H58ZM57 147V149H58ZM62 146H60L59 149H61ZM64 147V146H63ZM75 147V146H74ZM158 147V146H157ZM200 147V148H201ZM244 147H248V146H244ZM77 148V149H78ZM203 148V149H204ZM2 149V150H1ZM29 149V148H28ZM58 149V150H59ZM64 149H66V151L68 152L69 150H67V148L64 147ZM72 151L71 154L73 153V148H71ZM143 149V148H142ZM198 149V148H197ZM237 149V148H236ZM235 149V150H236ZM247 149V148H246ZM251 149V148H249ZM253 149V148H252ZM7 151L8 153H5V151ZM57 151V150H56ZM64 151V150H63ZM77 151V150H76ZM143 151V150H142ZM122 152V153H121ZM147 152V150H146ZM66 152H64L63 154H65ZM69 153V152H68ZM68 153L65 154V156L67 155L68 156ZM76 153V152H74ZM94 155H93V154ZM145 153V152H144ZM157 153V152H156ZM248 153V152H247ZM33 154V155H32ZM43 154V153H42ZM45 154V155H46ZM51 154V153H50ZM61 154V153H60ZM153 154V153H152ZM155 154V152H154ZM44 155V156H45ZM73 155V154H72ZM71 155V156H72ZM142 155V154H141ZM180 155V154H179ZM37 156V155H36ZM39 156H37L38 158H40ZM43 156V157H44ZM48 156V155H47ZM56 156V155H55ZM54 156V157H55ZM70 156V155H69ZM68 156V157H69ZM149 156V155H148ZM34 157V156H33ZM141 157V156H140ZM150 157V156H149ZM40 158V160H42ZM56 158V157H55ZM181 158V157H180ZM48 159V158H47ZM248 159V158H247ZM45 160V159H44ZM52 160V158H51ZM56 161H59L57 159H55ZM61 160V159H60ZM30 161V160H29ZM54 161V160H53ZM79 161V162H78ZM26 162V161H25ZM45 163H47V161H44ZM50 162V160H49ZM123 162V161H122ZM249 162V161H248ZM23 163V162H22ZM43 163V164H45ZM63 164V162H61ZM66 163V162H65ZM64 163V164H65ZM52 164V162H51ZM58 164V162H57ZM74 164V165H76ZM46 165V164H45ZM61 165V164H60ZM95 165L97 167H95ZM106 165V164H105ZM111 165V164H110ZM62 166V165H61ZM60 166V167H61ZM163 166V165H162ZM47 167V165H46ZM102 167V165H101ZM105 167V166H103ZM173 167V166H172ZM239 167V166H237ZM243 167V166H242ZM58 168V167H57ZM66 168V167H65ZM74 168V169H73ZM94 168V169H93ZM100 168V167H99ZM154 168V167H153ZM244 168V167H243ZM59 169V168H58ZM237 169V168H235ZM240 169V168H239ZM244 169V170H245ZM102 170V169H101ZM157 170V169H156ZM241 170V169H240ZM61 171V172H62ZM242 172V171H241ZM22 173V174H21ZM112 173V172H111ZM160 177H162L163 179V182H164V185H166V187L170 190V194L168 195L167 192L166 194L168 195V198H169V203H173L174 201V195L173 194H177L179 191L182 190V188H184L186 186V178L185 176L182 175V173L178 170V169H175V168H170V169H165L163 172L159 171L158 172ZM114 175V174H113ZM119 175V174H118ZM148 175V173H147ZM16 176H17V179H16ZM62 176V177H61ZM64 176V178H63ZM146 176V173H140L138 175H136L134 177V179L136 181L135 182H139V181H142V179ZM63 178V179H61ZM38 180L40 182V184L42 183H45L46 185L48 183H52V184H55V187L57 188L56 189V194L55 195H51L52 197L50 199H48L47 201H43V197L40 196V194H35L34 196H28L24 199H22L21 201H11L10 199H8L5 195L8 194L9 192H11L12 190L16 189L17 187L19 188L20 185H35V184H39L38 183H35L33 184L32 183V180ZM161 179V180H162ZM35 180V181H36ZM115 181V179L113 178V176H107L105 177V180H104V183L106 184H111ZM260 181V182H261ZM37 182V181H36ZM102 182V181H101ZM249 182V184H248ZM32 183V184H31ZM45 184H43L45 186ZM97 184V183H96ZM42 185V186H43ZM51 185V184H50ZM93 185V184H92ZM135 185V184H134ZM163 185V184H162ZM133 184L129 185L127 188H126V191H130ZM184 186V187H183ZM264 186V185H263ZM262 186V187H263ZM25 187V186H24ZM40 187V186H39ZM54 187V185L52 186ZM109 187V186H108ZM125 187V186H124ZM259 187V186H258ZM45 188V187H44ZM94 188V187H93ZM238 188V189H239ZM246 188V189H247ZM48 189V188H47ZM100 189V187H99ZM167 189V191H168ZM235 189V190H236ZM261 189V188H260ZM263 189V188H262ZM35 190V189H34ZM50 190V189H48ZM157 190V189H156ZM185 190V189H184ZM55 191V190H54ZM232 191V190H231ZM14 192V191H13ZM154 192V191H153ZM168 192V193H169ZM186 192V191H185ZM255 192V191H254ZM52 193V192H51ZM105 193V192H104ZM156 193V192H155ZM165 193V192H164ZM237 193V192H236ZM43 194V193H42ZM49 194V193H48ZM53 194V193H52ZM159 195V193H156V195ZM175 194V195H176ZM208 194V193H207ZM111 195V194H110ZM153 195V193H152ZM164 195V194H163ZM163 195H160L161 197ZM178 195V194H177ZM186 195V194H185ZM118 196V195H117ZM154 196V195H153ZM165 196V195H164ZM262 196V195H261ZM50 197V196H49ZM123 197V196H122ZM158 197V196H156ZM176 197V196H175ZM263 197V196H262ZM126 198V197H125ZM167 199V197H165ZM164 198V199H165ZM205 198V194H203V192H198V193H195V194H190V195H186L182 197V201H181V204L179 205H191V204H194V203H199V201L202 199ZM128 199V198H127ZM155 199V198H154ZM216 199V198H215ZM46 200V199H45ZM158 200V199H157ZM111 201V200H110ZM133 201V200H132ZM206 201V200H205ZM162 202V201H160ZM159 202V203H160ZM168 202V201H167ZM203 202V201H202ZM211 202V201H210ZM216 202V200H215ZM158 201L157 203L155 204H159ZM168 203V204H169ZM117 204V203H116ZM161 204V203H160ZM174 204V203H173ZM175 205V204H174ZM176 205H177V201H176ZM116 206V205H115ZM178 206V205H177ZM80 207V206H79ZM77 207V208H79ZM123 207V206H122ZM138 207V206H137ZM140 207V206H139ZM90 208V209H91ZM228 208V207H227ZM80 211L83 212V209L82 207L79 208ZM78 209V210H79ZM82 209V210H81ZM140 211L136 217L137 221L136 222H133L131 224H129V228L128 227H124L128 224L129 222V214H128V211L130 213V211ZM79 211V212H80ZM64 213V211H63ZM245 213V214H244ZM58 215V214H57ZM129 215V216H128ZM59 216V215H58ZM56 216V217H58ZM238 216V215H236ZM240 216V215H239ZM86 218V217H85ZM87 218V219H89ZM131 218V217H130ZM30 219V220H32ZM35 220V219H34ZM51 220V219H50ZM55 220V219H54ZM149 220V219H148ZM242 220V221H241ZM231 221V220H230ZM247 221V222H246ZM22 222V223H21ZM26 222V221H25ZM32 222V221H31ZM29 222V223H31ZM37 222V221H36ZM39 222V221H38ZM37 222V223H38ZM42 222V221H41ZM33 223V222H32ZM31 223V224H32ZM35 223V222H34ZM30 224V225H31ZM40 224V223H39ZM48 224V223H47ZM57 224V222H56ZM56 224L55 227H56ZM64 224V223H63ZM63 224H60L63 225ZM66 224V226H65ZM64 226L67 227V224L68 223H65ZM72 224V223H70ZM68 224V225H70ZM42 225V224H41ZM45 225V224H44ZM48 225H51L50 223ZM54 225H51V226H54ZM74 225V224H73ZM78 225V224H77ZM27 226L29 225H26V229L28 228ZM33 227L36 228L35 225H31ZM50 226V227H51ZM58 226L60 229L61 227ZM63 226V227H64ZM72 226V225H71ZM147 226V225H146ZM48 228L49 226H45V228ZM55 227H53V229H56ZM70 227V226H69ZM75 227V226H74ZM78 227V226H77ZM76 227V228H77ZM233 228L235 226H232ZM231 227V228H232ZM23 228V227H22ZM30 228V227H29ZM41 229H43L41 226H40ZM73 228V226H72ZM79 228V227H78ZM39 229V228H36V230ZM40 229V230H41ZM52 229V228H51ZM63 229V228H62ZM65 229V228H64ZM69 229V228H68ZM71 229V228H70ZM74 229V228H73ZM32 230L35 231V229L33 228ZM31 230V231H32ZM67 230V229H66ZM33 231V232H34ZM47 231V230H46ZM49 231H53V230H50ZM56 231V230H54ZM59 231V229H58ZM65 231V230H63ZM68 231V230H67ZM66 231V232H67ZM73 231V230H72ZM140 231V232H139ZM28 232V229L26 231V233ZM32 232V233H33ZM77 232V231H75ZM74 232V234H75ZM25 233V232H23ZM31 233V232H30ZM52 233V232H51ZM55 233V232H54ZM69 233V232H68ZM85 233V234H86ZM37 233L35 232L33 235H36ZM77 234V233H76ZM113 234V235H114ZM242 234V233H241ZM31 235V234H30ZM78 235V234H77ZM80 235V234H79ZM82 235V234H81ZM92 235V234H91ZM112 235V236H113ZM28 236V235H27ZM84 236V234L82 235ZM108 236V237H107ZM116 236V235H115ZM119 236V235H118ZM34 237V236H33ZM94 237V238H95ZM115 238H118V237H115ZM32 239V238H31ZM36 239V238H35ZM61 239V238H60ZM112 239V238H110ZM118 240V239H116ZM36 241V240H35ZM38 241V239H37ZM36 241V244H39L37 243ZM40 241V239H39ZM38 241V242H39ZM45 241V240H44ZM59 242H61L60 240H58ZM115 241V239H114ZM33 242V241H32ZM46 242V241H45ZM110 242V241H109ZM112 243V242H110ZM114 243V242H113ZM31 244V245H30ZM42 244L44 245V248H45V256L47 259L51 260V261H54L56 262L57 264H86V261H92V258L91 256H86L83 252L81 251H77V250H70L69 248L67 247H62L60 249H58L56 252L54 251H51L50 252V245L47 244V243H44L42 242ZM99 244V243H98ZM34 245V244H33ZM104 246V245H103ZM107 246V245H106ZM102 248V247H101ZM225 249L223 250H219V249H215L213 250L211 253H209V255L207 256V259L208 261L207 262H212V264H225ZM259 251V250H258ZM261 251V250H260ZM25 253V254H24ZM263 254V253H261ZM23 255V256H22ZM27 256V255H26ZM261 256V255H259ZM264 256V255H263ZM258 255L256 256V259L258 258H261V257H258ZM27 258V257H25ZM264 257H262L263 259ZM40 258H34L32 259V262H30V264H43L42 263V260ZM95 260V258H93ZM238 259V258H237ZM252 259V260H251ZM188 260V259H187ZM198 260V259H197ZM244 260V261H243ZM190 261V259H189ZM193 261V260H192ZM196 261V260H195ZM195 261L193 262L195 264ZM206 261V260H205ZM262 261V260H261ZM21 262V261H20ZM23 262H25L26 264V261L24 260ZM199 262V261H198ZM203 263V261H201ZM241 262V263H242ZM264 262V261H263ZM262 262V263H263ZM238 263V262H237ZM24 264V263H23ZM87 264H93V263H87ZM258 264V263H257Z\"/></svg>", "mask_w": 264, "mask_h": 264}]
</instances>
